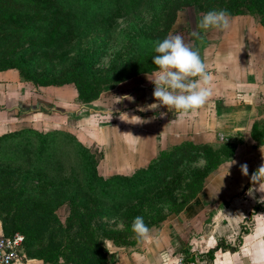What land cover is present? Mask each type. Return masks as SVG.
Returning a JSON list of instances; mask_svg holds the SVG:
<instances>
[{
	"label": "rangeland",
	"instance_id": "1",
	"mask_svg": "<svg viewBox=\"0 0 264 264\" xmlns=\"http://www.w3.org/2000/svg\"><path fill=\"white\" fill-rule=\"evenodd\" d=\"M94 1L0 0V71H8L13 91L6 110L13 131H36L0 143V228L7 232V220L13 226L8 233L25 236L24 258L46 264H94V256L97 264H115L119 252L143 241L131 231L135 217L144 218L151 235L169 228L197 197L206 174L232 157L233 143L168 145L161 124L156 158L139 162L138 135L147 146L149 128L132 127L133 111L117 107L132 88H154L147 77L158 71L155 43L179 34L194 49L213 39L222 29L198 27L212 10L226 9L230 25H264V0ZM25 49L30 54L24 59L19 54ZM83 61L86 72L80 71ZM62 94L77 103L71 114L56 108ZM88 102L92 108H83ZM135 114L150 117L148 110ZM49 131L70 132L90 155L77 162L66 140L63 158L39 165L37 133ZM201 159L203 166L193 167ZM84 163L89 177L95 171L103 181L95 191L84 184ZM151 168L155 177L137 187L114 179Z\"/></svg>",
	"mask_w": 264,
	"mask_h": 264
},
{
	"label": "crops",
	"instance_id": "2",
	"mask_svg": "<svg viewBox=\"0 0 264 264\" xmlns=\"http://www.w3.org/2000/svg\"><path fill=\"white\" fill-rule=\"evenodd\" d=\"M213 36L197 42L194 48L214 77L213 95L202 107L184 114L161 106L148 110L150 117L142 119L146 122H134V116H139L136 112L145 113L140 109L156 102L154 88L148 87L132 88L117 108L133 111L132 127L149 128L147 146H142L138 135L139 162L156 158L160 147L155 132L161 124L168 145L233 143L232 157L206 174L197 197L171 219L169 228L151 235L158 244L143 240L136 247L124 248L115 264H157L165 252L184 256L189 264H264V192L256 190L259 185L251 181L252 173L264 164V25L233 24ZM7 75L8 71H0V134L13 131L12 112L6 110L13 103ZM60 98L58 110L71 114L77 108L76 101L65 99L64 94ZM91 103L83 108H92ZM141 146L148 156L142 157ZM231 159L236 163L228 170ZM245 163L247 176L240 168ZM22 264L46 263L25 257Z\"/></svg>",
	"mask_w": 264,
	"mask_h": 264
},
{
	"label": "clouds",
	"instance_id": "3",
	"mask_svg": "<svg viewBox=\"0 0 264 264\" xmlns=\"http://www.w3.org/2000/svg\"><path fill=\"white\" fill-rule=\"evenodd\" d=\"M229 15L226 9L209 11L203 15L198 27L226 30L230 26ZM192 35L196 36L198 33L193 32ZM154 51L157 55L152 58V62L157 66L158 71L147 78L155 85L153 97L156 102L140 110H157L165 106L170 111L175 110L186 114L202 107L213 95L214 77L209 72L208 65L201 59L199 51L193 49L179 34L169 35L157 41ZM127 98L131 99V97ZM160 115L164 116L165 113L160 112ZM134 117V122H146L139 116ZM235 163L236 161L231 159V163L227 166L228 170ZM203 164L204 161L201 159L198 163H194L193 167L203 166ZM240 168L243 175L249 174L246 163ZM227 174L228 171L224 176ZM251 181L253 185H259L256 190L264 192V164L252 173ZM249 194L252 195L253 191H249ZM131 231L136 237L146 242L158 244V241L151 236L150 229L142 216L134 218ZM181 262L182 258L173 256L171 252L162 253L157 260V264H181Z\"/></svg>",
	"mask_w": 264,
	"mask_h": 264
},
{
	"label": "trees",
	"instance_id": "4",
	"mask_svg": "<svg viewBox=\"0 0 264 264\" xmlns=\"http://www.w3.org/2000/svg\"><path fill=\"white\" fill-rule=\"evenodd\" d=\"M87 1V0H86ZM102 1V0H101ZM133 2H137V1H141V0H132ZM95 3L100 2V0H95ZM101 4V2H100ZM30 54V49H25L22 52H20L19 56L21 58H27ZM82 55V53H81ZM83 57V55H82ZM82 64V62H81ZM88 70V65H87V61H83V64L80 67V71L81 72H86ZM90 83V82H89ZM35 130H30V129H24V130H14V131H9L6 132L4 134H0V143L2 142H7L8 139L12 138V137H17L19 135H24L26 138H28L29 133H35ZM37 138L38 140V146H37V150H36V154L38 157V164L39 165H44L45 163L48 162H53L55 160H57L58 158L61 159V157L63 158V154L64 151L66 150V146H60L61 143L63 141H68L71 142V145L74 148V151L77 153V162L78 160L84 155H86L88 153V155H90V151L89 149L84 146L80 141H78L73 134H71L70 132H65V131H49V132H39L37 133ZM69 138V139H67ZM62 169L66 167V162H62L60 164V166ZM83 169V175H84V184L88 187V189L90 188L91 191H95L96 188L99 186L100 183H102L103 181H99L98 178V174L95 173L94 169H96L95 167H91L90 169L94 171V173L91 172V176L89 177V168L88 165H86L84 163V166H82ZM88 169V170H87ZM74 172L76 170H73ZM29 175L30 172L28 171L24 176H23V184L22 187H26V183L29 180ZM156 175V170L155 168H151L148 170L147 174L142 175H135V176H129V175H123V176H116L114 177V179H117L118 181H122L124 180L125 186H128L127 189L133 188V187H137L140 184H142L143 180H150L151 178H154ZM102 179V178H100ZM104 180V179H102ZM139 184V185H138ZM124 186V187H125ZM5 220V219H4ZM5 223V228L6 231L5 232L7 235H12L16 232H10L8 233V231H10L13 226H10L7 222V220L4 221ZM36 223V222H34ZM34 223H32V225H29V227H32L34 225ZM44 223V222H43ZM42 225V222L39 223V226ZM221 246V243L217 244L215 248H213V251H216L219 247ZM212 251V252H213ZM98 255H101L100 252H98ZM99 259V258H98ZM99 261L97 260V256H94L93 259V263L97 264ZM102 264H106V260L102 263Z\"/></svg>",
	"mask_w": 264,
	"mask_h": 264
},
{
	"label": "built area",
	"instance_id": "5",
	"mask_svg": "<svg viewBox=\"0 0 264 264\" xmlns=\"http://www.w3.org/2000/svg\"><path fill=\"white\" fill-rule=\"evenodd\" d=\"M25 236L21 233L7 235L0 230V264H22L24 258ZM181 264H189L184 256H181Z\"/></svg>",
	"mask_w": 264,
	"mask_h": 264
}]
</instances>
